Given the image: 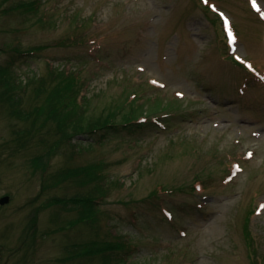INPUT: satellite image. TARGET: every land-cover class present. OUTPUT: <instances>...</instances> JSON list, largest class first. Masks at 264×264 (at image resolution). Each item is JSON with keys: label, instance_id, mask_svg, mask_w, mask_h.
Here are the masks:
<instances>
[{"label": "rangeland", "instance_id": "obj_1", "mask_svg": "<svg viewBox=\"0 0 264 264\" xmlns=\"http://www.w3.org/2000/svg\"><path fill=\"white\" fill-rule=\"evenodd\" d=\"M17 2L0 0V65L22 83L75 71L94 118L113 104L123 111L116 126L73 137L44 171L32 164L45 147L41 124L14 134L12 124L26 123L7 110L0 83V198L11 196L0 203V264H100L64 259L85 241L120 237L136 244L131 264L262 258L264 0H40L35 14L9 9ZM137 105L163 125L123 126ZM100 159L118 182L93 225L71 223L80 216L73 203L45 205L92 187L61 168ZM196 176L204 184L194 189ZM161 182L177 189L151 196Z\"/></svg>", "mask_w": 264, "mask_h": 264}, {"label": "trees", "instance_id": "obj_2", "mask_svg": "<svg viewBox=\"0 0 264 264\" xmlns=\"http://www.w3.org/2000/svg\"><path fill=\"white\" fill-rule=\"evenodd\" d=\"M205 6L210 8L211 4L207 2ZM39 7L40 0H19V2L10 6L9 9H21L35 14ZM42 18L43 16L41 15L40 19ZM219 24H221V29L224 33V23L219 21ZM9 66V64L6 66L0 65V83L4 81L5 84H3L9 90L8 93L4 94L6 102H9L7 110L14 119L18 120L19 124L21 122L26 123L24 124V129H18V127L12 124L13 133L20 135L23 131L31 134L33 133L31 131L37 128V121L41 124L39 127V132L41 133L40 141L45 147L41 152L36 153L32 157V164L36 168L42 167V170H48L55 154L59 149H63L62 147L66 148L68 145H72L73 137L85 133L91 135L99 129L114 127L118 124L116 122L117 116L123 111L121 105L117 107V105L113 104L112 106L103 107L102 113L97 118L92 116V112L88 110L89 98L84 97L80 93L82 78L79 73L51 68L48 76L31 77L26 83H22L15 79V75H13ZM31 87L33 94L30 104L25 106L19 103L20 98L17 97L21 96L22 98ZM137 93V91L132 90L129 93L128 99H135L138 96ZM80 97L82 100H79ZM126 100L124 101L127 103ZM139 109L140 106L138 105L132 106L129 111L123 114L121 119L122 125L135 129L151 120H154L156 126L160 125L161 122L157 119L159 114H137ZM169 113L171 112L165 111L163 114L161 113V116L167 117ZM44 127L47 128L43 130ZM71 151L74 153L73 150ZM68 157V159L72 158L71 153H69ZM106 165H108L107 162L100 159L79 166L72 167L68 165L61 168V173L70 177H73V174H75L74 176L81 177L86 185L92 184V187L89 190L86 187L82 192L79 191L78 194L76 193L71 197L56 196L45 205H50L52 202L58 204L73 203L77 205L76 207H79L80 216L78 220L75 219L71 223L80 221L93 225L98 218L99 202L106 199L111 192L113 184L118 182L110 177ZM198 183L204 184L202 178L196 176L193 185L194 189ZM175 189H177L175 186H168L166 183L161 182L152 191L151 196H157L159 193L161 194L165 191L173 192ZM36 219L37 216H35V221ZM135 246L136 244L130 239L121 237L119 239L104 238L102 240L96 238L74 247L76 248L75 250H68L69 255L63 259L68 260V257L69 259L88 257L89 260H92L98 256L100 264H131L128 258ZM254 257L253 264H264V251L262 258H259L257 254ZM78 264H84V261Z\"/></svg>", "mask_w": 264, "mask_h": 264}, {"label": "water", "instance_id": "obj_3", "mask_svg": "<svg viewBox=\"0 0 264 264\" xmlns=\"http://www.w3.org/2000/svg\"><path fill=\"white\" fill-rule=\"evenodd\" d=\"M10 199H11V196H10V195L2 196V197L0 198V203H1V204H5V203L9 202Z\"/></svg>", "mask_w": 264, "mask_h": 264}, {"label": "snow or ice", "instance_id": "obj_4", "mask_svg": "<svg viewBox=\"0 0 264 264\" xmlns=\"http://www.w3.org/2000/svg\"><path fill=\"white\" fill-rule=\"evenodd\" d=\"M253 3H254V5H255V0H253ZM233 39H234V37H233ZM238 59H239V57H238ZM249 67H251V65H249ZM249 155H251V154H249Z\"/></svg>", "mask_w": 264, "mask_h": 264}]
</instances>
